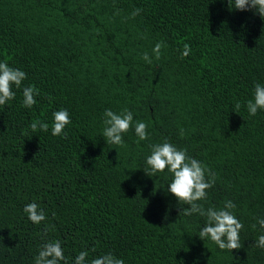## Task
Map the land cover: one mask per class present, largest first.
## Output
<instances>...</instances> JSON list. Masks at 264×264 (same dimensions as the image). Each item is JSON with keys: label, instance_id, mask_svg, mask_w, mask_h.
I'll use <instances>...</instances> for the list:
<instances>
[{"label": "trees", "instance_id": "1", "mask_svg": "<svg viewBox=\"0 0 264 264\" xmlns=\"http://www.w3.org/2000/svg\"><path fill=\"white\" fill-rule=\"evenodd\" d=\"M0 61L40 93L25 108L14 88L0 106V264H34L55 240L69 264L82 250L89 264L109 252L124 264H264L254 246L264 234V110L246 108L264 84V19L254 10L228 0H0ZM60 109L72 121L66 138L51 133ZM105 109L133 113L123 145L106 143ZM35 120L49 130L32 132ZM137 121L149 139L139 141ZM165 140L216 173L199 203L236 204L241 249L200 239L206 217L183 214L189 206L167 191L172 174H146L150 145ZM31 202L47 216L38 225L23 211Z\"/></svg>", "mask_w": 264, "mask_h": 264}, {"label": "clouds", "instance_id": "2", "mask_svg": "<svg viewBox=\"0 0 264 264\" xmlns=\"http://www.w3.org/2000/svg\"><path fill=\"white\" fill-rule=\"evenodd\" d=\"M228 4L230 10H254L255 13L264 19V0H228ZM141 11L142 9L140 8L133 9L130 18H135ZM162 46V43L157 42L152 49L156 59H159L162 55ZM190 53L191 48L185 43L181 51V58L187 57ZM141 58L147 64L152 63V57L147 52ZM26 79V72L9 66L6 61H0V106H4L15 99L16 92L13 90L14 88L22 89L23 107L32 108L37 103L36 97L40 94L39 90L33 85L23 86V81ZM240 108L241 103L237 101L233 110L239 113ZM246 108L250 116H255L258 110H264V84L256 83L254 85L253 99L246 102ZM103 115V123L105 125L103 137L106 143L123 145V134L127 133L132 127L133 113L127 109L119 113L111 109H105ZM71 123V117L67 109L55 111L51 127L52 135L66 138L65 128ZM29 127L32 132H37L38 130L47 132L49 130V124L41 120L33 121ZM147 128L148 125L146 123L136 122L135 134L138 136L139 141L149 139ZM180 135H184L183 129L180 130ZM150 147L151 154L146 160L150 171H144L150 177L156 173H163L165 170L172 174L167 191L179 203L189 206L181 210L183 214L191 216L196 213L201 217H206L205 225L199 230V238L202 240L210 239L221 250L233 252V250L241 249L240 232L244 225L232 211L236 209V204L228 200L222 209L217 210L214 207L205 209L203 204L199 203L208 199V191L216 183V173L202 164V162L189 156L186 149H178L168 140L160 144H152ZM23 211L34 224L38 225L47 219L44 209L36 202L26 204ZM257 223L261 229H264V219L258 218ZM54 227V225L46 226L44 235L46 236L50 230H54ZM252 227L256 228V224H253ZM254 246L264 249V234L259 235ZM88 255L87 250L80 251L75 257L73 264H89L86 260ZM61 262L69 264L59 240L45 242L34 259V264H61ZM90 264H124V260L109 252L92 259Z\"/></svg>", "mask_w": 264, "mask_h": 264}]
</instances>
